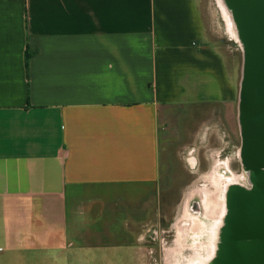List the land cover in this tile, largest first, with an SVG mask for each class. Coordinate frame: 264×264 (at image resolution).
<instances>
[{"label":"crops","instance_id":"crops-1","mask_svg":"<svg viewBox=\"0 0 264 264\" xmlns=\"http://www.w3.org/2000/svg\"><path fill=\"white\" fill-rule=\"evenodd\" d=\"M238 95L199 0H0V264L129 248L169 201L182 133H234ZM152 188L132 241L91 224Z\"/></svg>","mask_w":264,"mask_h":264},{"label":"rangeland","instance_id":"rangeland-1","mask_svg":"<svg viewBox=\"0 0 264 264\" xmlns=\"http://www.w3.org/2000/svg\"><path fill=\"white\" fill-rule=\"evenodd\" d=\"M199 2L205 22V41L223 55L227 71L240 90L243 55L235 34H232L228 28L230 19L224 13L221 0H199ZM210 90L213 92L215 88ZM229 108L232 113L233 105ZM228 118L229 122H227L235 127L234 117ZM203 125L202 122L200 127L202 128ZM238 128L234 129V133H217L222 137L208 133L210 137L208 140H204L206 133H182V144L173 147L176 156L173 162V174L177 176L178 181L167 187L170 193L169 201L167 205L162 206L160 212L157 208L153 210L158 204L155 188L146 190L138 196L114 195L106 203L95 204L96 209L98 206L103 209L98 220L90 223L98 225L104 231L106 224L114 223L115 233L120 232L114 236L115 241L124 239L128 235L122 232L127 222L134 225L144 220V212L140 211L143 205L152 208L153 214L144 225L143 235L137 230L136 241L131 243L129 248L95 250L87 247L78 264H200L208 258L213 259L218 243L217 237L213 236V228L217 222L212 217H205L202 214V189L205 188L210 192L215 190L206 179L209 171H215L217 178L221 177L220 184L222 183L216 191V199L217 201L221 199L225 204V186L230 183V180L226 179L229 177L233 180L234 176L247 179L248 176L241 165ZM207 150L209 152L205 153ZM206 154H209L208 160L204 158ZM194 156L200 159L199 170L197 164L193 165ZM189 157L193 158L188 160ZM216 161L218 163H215ZM192 190L194 192L190 194ZM194 202L197 203V209L192 208ZM185 208L199 222L192 225V230L188 229V221L179 223ZM151 232L153 238H149ZM105 236L108 235L105 233ZM128 240L132 241V236L128 235Z\"/></svg>","mask_w":264,"mask_h":264},{"label":"water","instance_id":"water-1","mask_svg":"<svg viewBox=\"0 0 264 264\" xmlns=\"http://www.w3.org/2000/svg\"><path fill=\"white\" fill-rule=\"evenodd\" d=\"M221 2L243 55L238 111L245 143L240 158L250 186L232 184L225 191L215 256L206 264H264V0Z\"/></svg>","mask_w":264,"mask_h":264},{"label":"bare ground","instance_id":"bare-ground-1","mask_svg":"<svg viewBox=\"0 0 264 264\" xmlns=\"http://www.w3.org/2000/svg\"><path fill=\"white\" fill-rule=\"evenodd\" d=\"M223 4V3H222ZM223 10L225 11V15L227 17H229V19H231V15L229 14V12L227 11L226 7H224L223 5H221ZM228 28L231 31L232 34H235L236 36V31L234 29L233 23L231 22V20H228ZM231 22V23H230ZM237 38V37H236ZM215 169V168H214ZM209 179L212 181V186L215 187V190L213 192H210L209 190L203 188L202 192H203V196L201 197V206H202V214L205 217H212L213 219H215V222H217V224L215 225V227L213 228V236H215V238L217 237V233L220 230L221 227V219L225 210V204L221 201V199L219 201H217L216 199V191L219 188V186L222 185V183L220 184V179L217 178L215 171H210L209 173ZM226 180H230V184L225 186V191H227L229 189V187L232 184H236V185H245V178L244 177H238V176H234L233 180H231V178H227ZM227 187V189H226ZM194 192V190L191 191L190 194H192ZM184 221H188V229L192 230V225H196L199 224L198 219H195V216H193L191 213H189L188 211H186V208L184 210V212L182 213V215L180 216V222H184ZM199 226V225H198ZM180 244V242H177ZM210 258H208L206 261L201 262L200 264L203 263H207L209 261Z\"/></svg>","mask_w":264,"mask_h":264},{"label":"flooded vegetation","instance_id":"flooded-vegetation-1","mask_svg":"<svg viewBox=\"0 0 264 264\" xmlns=\"http://www.w3.org/2000/svg\"><path fill=\"white\" fill-rule=\"evenodd\" d=\"M239 137H240V152H241V149H243V146H244V143H245V136H244L243 133H239ZM240 159H241V158H240ZM216 163H218V162L216 161ZM215 165H216V164H215ZM241 165H242V167H243V162H242V160H241ZM246 176H248V175H246ZM247 180H249V177H247V179L245 178V182H247V183H245V185L250 186L249 181H247ZM211 182H212L211 180L208 181V183L212 185ZM229 184H230V183H229ZM192 208H193V209H197V203H196V202L192 203ZM149 238H153V236H152V232L150 233Z\"/></svg>","mask_w":264,"mask_h":264}]
</instances>
